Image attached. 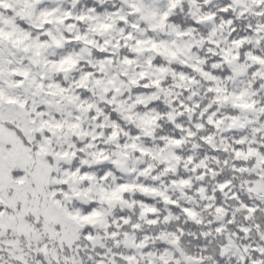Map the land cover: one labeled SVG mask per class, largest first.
I'll use <instances>...</instances> for the list:
<instances>
[{
	"label": "snow or ice",
	"instance_id": "obj_1",
	"mask_svg": "<svg viewBox=\"0 0 264 264\" xmlns=\"http://www.w3.org/2000/svg\"><path fill=\"white\" fill-rule=\"evenodd\" d=\"M0 264H264V0H0Z\"/></svg>",
	"mask_w": 264,
	"mask_h": 264
}]
</instances>
